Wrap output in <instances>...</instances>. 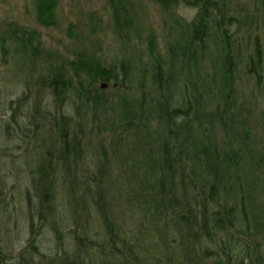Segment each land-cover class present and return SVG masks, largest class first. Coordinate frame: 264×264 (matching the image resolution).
<instances>
[{"label": "trees", "instance_id": "16d2710c", "mask_svg": "<svg viewBox=\"0 0 264 264\" xmlns=\"http://www.w3.org/2000/svg\"><path fill=\"white\" fill-rule=\"evenodd\" d=\"M153 1L169 23L171 40L164 56L148 47L149 62L143 65L139 57L103 65L78 54L66 66L51 65L47 82L38 79L37 87L55 98L72 96L76 116H55L48 122L54 145H59L55 159L48 153L34 170L30 187L37 201L35 212H28L25 245L15 256L0 242V264H83L81 254L89 249L115 264H148L146 254L155 250L157 239L165 252H179L182 264H207L208 258L214 260L210 264H244L245 255L248 264H264L250 255L245 241L239 258L229 252L230 241L221 253L207 248L196 254V242L230 240L235 234L250 240L264 232V154L256 152L245 131L237 91L242 56L247 75L257 85L264 83L262 39L252 28L254 21L235 16L224 0ZM48 5L41 1L35 11L44 26L52 13ZM179 6L195 10L190 20L177 15ZM112 13L122 39L124 14L116 8ZM261 24L264 28V16ZM13 33L22 61L37 60L33 32L16 27ZM102 80L107 83L103 90L96 85ZM99 114L106 116L103 124L96 122ZM217 129L223 132L218 141ZM96 131L105 132L104 137L98 140ZM84 147L95 156L93 170L80 165ZM60 189L73 202L75 216L84 210L90 214L92 207L101 219L100 237L90 239L72 217V257L63 250L61 256H48L36 245L33 217L43 225L49 219L61 245L53 205ZM113 201H123L131 216H137L140 234H131L109 212Z\"/></svg>", "mask_w": 264, "mask_h": 264}, {"label": "rangeland", "instance_id": "374dc122", "mask_svg": "<svg viewBox=\"0 0 264 264\" xmlns=\"http://www.w3.org/2000/svg\"><path fill=\"white\" fill-rule=\"evenodd\" d=\"M41 1H48L50 4L48 6L52 10L45 26L36 20L35 11ZM224 1L230 4L235 16L242 20L247 19L248 23L254 21L252 28L257 29L256 34L260 35L264 49V28L261 24L264 16V0ZM112 8H116L120 15L124 14L122 39L117 35L112 24ZM194 13L195 10L186 6L177 8V15L185 20H190ZM16 27L28 28L33 32L31 43L40 51L37 60L28 57V60L23 62L20 58V50L11 39ZM231 30L234 31V27H231ZM6 37L9 39H4ZM169 39L171 40L169 23L153 0H0V186L2 189L0 242L11 255L17 256V252L23 249L28 234L26 222L28 212H35L34 206L36 207L37 200L31 192L30 178L41 160L46 158L48 153L53 152L54 156L57 151L58 144L54 145L55 136L48 122L55 116L65 115L71 120L76 116L71 102L72 96L70 98L62 93L60 97L55 98L51 92H44L45 89L40 90L37 87L38 79L42 78V81L47 82L51 65L66 66L78 54L99 60L103 65L123 58L137 60L139 57L143 65L149 62L148 47L164 56L165 45ZM246 43L249 47V41ZM245 58L242 56L238 65L237 80L238 102L243 104L244 108L242 123H247L245 131L250 136L252 147L256 152L264 154V73L261 78L263 84L257 85L254 78L247 75ZM31 65H33L30 70L32 74L29 71ZM261 66H264V56ZM102 82L103 80L96 83L98 89ZM105 117V114H99L96 122L103 124L102 119ZM238 131L243 133L241 127ZM96 132L98 140L105 135V132L102 135L99 131ZM221 133L222 130L217 129L216 141L221 139ZM82 155L80 165L83 164L86 170H93L95 156L90 147H84ZM58 192L53 205L57 211L56 231L61 233L59 241L61 245L58 246V241L54 239V232L51 231L52 222L48 219V223L45 222L43 225L42 220L33 217L34 231L38 234L36 245L38 251L48 256L57 257V254L61 256L63 250L72 257L75 249L72 236V230H75L73 220L76 221L77 218L81 227L90 234V239L91 237L96 239L101 234V219L92 207L90 214L89 211L84 213V210L80 216H75L70 206H73V202L68 200V195L61 192V189ZM259 203H263V200L259 199ZM124 205L123 201L119 203L113 201L108 210L124 222L127 231H131L132 234V230H137L135 233L140 234L137 216L134 215L133 218L128 206L126 207L127 204ZM171 234L172 232L168 236ZM173 237L169 238V243H172ZM157 240L154 244L155 250L148 251L149 255L146 254L148 264L184 262L179 252L173 254L165 252L164 244L160 243V239ZM228 241L231 247L229 252L233 256L239 258L243 255L241 252L244 251L245 241L249 245L250 255H258L264 263V232L262 231L252 236L250 240L246 238L241 240L240 236L235 234L234 239L230 240L226 237H218L210 242L207 239L199 246L196 242V247H200L196 254H201V250L207 248L221 253L220 248L223 247L225 250L229 248ZM144 242L145 239L142 243ZM112 259L102 252L89 249L88 252L81 254L80 262L115 264ZM224 260L225 256L222 261ZM205 261L210 264L214 260L208 258ZM244 264H248L246 255Z\"/></svg>", "mask_w": 264, "mask_h": 264}, {"label": "water", "instance_id": "95a60500", "mask_svg": "<svg viewBox=\"0 0 264 264\" xmlns=\"http://www.w3.org/2000/svg\"><path fill=\"white\" fill-rule=\"evenodd\" d=\"M105 87H107V83L102 82V83L99 84V88H100V89H103V88H105Z\"/></svg>", "mask_w": 264, "mask_h": 264}]
</instances>
